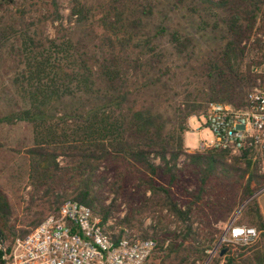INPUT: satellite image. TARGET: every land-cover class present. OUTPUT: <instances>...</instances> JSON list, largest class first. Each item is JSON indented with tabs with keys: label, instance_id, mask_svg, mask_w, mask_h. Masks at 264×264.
<instances>
[{
	"label": "rangeland",
	"instance_id": "374dc122",
	"mask_svg": "<svg viewBox=\"0 0 264 264\" xmlns=\"http://www.w3.org/2000/svg\"><path fill=\"white\" fill-rule=\"evenodd\" d=\"M114 10L122 15L116 16ZM106 12L110 15L107 23L123 21L130 39H109ZM61 44H68V49L61 50ZM262 48L264 2L254 0H228L222 7H212L201 0H0V222L14 234L12 239L3 240L5 245L10 247L16 238L24 237L23 232L29 234L34 229L37 219L58 210L53 204L55 191L45 196V187L30 177L26 150L52 140L96 136L100 126L112 119L111 114L125 112L134 114L154 140L169 144L174 139L175 143L182 123L180 110L200 106L194 108L196 116L183 123L187 128L183 146L189 153L206 152L200 150V144L213 141L204 125L209 105L244 104L255 79L252 69L264 60ZM81 59L94 68L97 77L93 88L50 99L46 122L22 120L27 111H33L29 97L35 82L30 80L32 71L41 62L49 63L41 75V85L50 89L52 82L60 83V78L53 79L57 67L72 72L81 65ZM113 65L116 74L110 81L103 72L106 68L114 70ZM7 116L14 118L4 121ZM75 130L85 131L74 137ZM233 158L239 157L228 154L227 164ZM150 159L155 166L160 164L158 159ZM239 166L245 169V163ZM177 167L182 171L176 172L179 179L171 192L184 201L185 190H197L200 175L194 166L185 163L183 156ZM102 174H106L108 184L115 182V172L110 168L105 171L101 167L98 175ZM258 174L263 175L259 169ZM157 178L164 184L168 182L162 174ZM245 184L246 178L236 184L223 176L209 182V190L194 212L208 214L210 220L207 226L195 223L192 228L204 237L209 229L216 242L209 257L196 264H213L221 258L217 253L222 247L216 250V246L227 225L251 226L246 219L247 204L262 193V188L247 197ZM254 188L252 183L250 189ZM57 189L58 195L64 194L61 186ZM141 190L131 186L122 192L117 200L119 210L106 222L111 233L116 235L123 228L118 221L128 211V198L136 200ZM103 197L108 198V204L112 191L106 188ZM258 202L264 208V190ZM214 215L225 218L216 223ZM141 223L131 229L141 238L147 234L146 238L152 239L156 234L157 239L165 240L175 228L174 218L166 211L146 212ZM263 255L262 233L251 245L236 246L233 253L238 264H259L254 256ZM145 264L169 263H162L153 251Z\"/></svg>",
	"mask_w": 264,
	"mask_h": 264
},
{
	"label": "trees",
	"instance_id": "16d2710c",
	"mask_svg": "<svg viewBox=\"0 0 264 264\" xmlns=\"http://www.w3.org/2000/svg\"><path fill=\"white\" fill-rule=\"evenodd\" d=\"M201 1L212 7H222L228 3V0ZM254 1L264 2V0ZM252 7L256 9V6L252 5ZM114 11L116 16L117 14L122 15L121 11ZM107 13L104 15V21L109 39L111 37H114L113 40L116 41L130 39L129 32L124 29L123 21L107 23V20L110 19V15ZM249 21L252 23L253 18H250ZM59 47L61 50H67L69 45L61 44ZM262 50L264 51V48ZM45 64L41 62L40 66L32 71L30 80H35V82L32 83L33 87L29 97L33 111H27L22 120L32 123L46 122L48 119L46 109L50 105V99L57 100L66 93L75 95L81 91L87 92L93 88L97 77L94 68L88 64V61L81 59V65L72 72L57 67L53 79L60 78V83L52 82V85L54 83L52 88L46 89L41 85V75L45 74L46 69L49 68V63L45 62ZM113 67L115 70L116 67L114 65ZM114 70L106 68L103 72L109 76L110 81L116 74V70ZM66 79L69 80L68 83ZM194 108H200V106H189L180 110L182 123L179 127L180 136L175 143H172L174 139L169 144L154 140L151 132L131 112L120 113V115L111 114L112 119L109 117L111 120L108 119L104 126H100L96 136L87 134L85 138L79 140H52L50 143H40L26 150L30 159V177L36 179L40 187H45V196L55 191L56 196L53 202L55 210L65 200L71 198L88 207L99 218L101 225L117 213L119 210L117 200L127 187L141 188L136 200L133 197L128 198V201L130 200L128 211L118 221L120 226L133 229L135 226L142 225L141 220L146 212L157 210L158 213H162L166 211L169 216L174 218L175 228L168 232L169 237L165 240L157 239L156 234L151 236L152 239H156L153 251L157 254V258L162 263L168 262L169 264L204 262L209 257V251L215 245L214 233L208 229L206 230L207 236L204 237L192 227L195 223H203L207 226L206 222L210 220L208 214L203 216L194 212V209L204 199V195L207 194L209 182L223 176L227 181L231 180L239 184L246 178L244 193L247 197H252L255 189L264 187V174L259 175L256 163L247 160L246 157L233 158V162L227 164V152L207 150L206 152L189 153L183 146L182 136L187 131L183 123L186 119L196 116ZM13 118L14 116H7L3 120L11 122ZM84 131L78 130L77 132L75 130L74 137L81 136ZM50 133L52 137V131ZM150 156L158 159L160 164L155 166ZM181 156L184 157L185 163L188 166H194L197 169V174L200 175L197 190L190 192L185 190L187 195L184 201L176 199L171 192L173 184L179 179L176 172L182 171L177 167V161ZM242 163H245V169L239 166ZM136 166L140 167L142 171L139 172L137 168L135 169ZM101 167L105 171L110 168L115 172V182L108 184L106 174L98 175ZM161 174L167 177V184L158 180L157 177ZM252 183L255 185L254 189H250ZM60 186L64 193L61 196L57 194V187ZM106 188H109L113 193V198L108 204H106L108 198L103 197ZM147 193L149 196H146ZM224 218L225 216L222 215H214L212 219L218 223L222 222ZM246 219L247 223L255 226L264 235V222L256 198H252L247 204ZM42 220V218L37 219L33 223V228ZM180 225L184 228L181 229ZM26 234L28 232H23L22 236ZM13 237L14 234L6 228L4 222H0V242ZM146 237L147 234L142 235L143 239ZM165 244L166 246H164ZM224 248L222 247V250ZM243 249L241 248V250ZM222 250H218L217 254L219 255ZM239 257H242V253H239ZM254 259L259 261V264H264V255L261 258L254 256ZM220 261L222 264H238L237 259L229 252L221 258H217L213 264H219Z\"/></svg>",
	"mask_w": 264,
	"mask_h": 264
},
{
	"label": "built area",
	"instance_id": "2783aa9c",
	"mask_svg": "<svg viewBox=\"0 0 264 264\" xmlns=\"http://www.w3.org/2000/svg\"><path fill=\"white\" fill-rule=\"evenodd\" d=\"M254 83L242 106L212 103L204 118L210 130L211 144L200 150H217L231 156L246 157L264 174V60L252 69ZM264 187L261 189V192ZM111 224V222H110ZM260 231L252 226L230 223L216 250L225 247L234 253L236 246L254 243ZM151 238L120 228L115 235L108 224L86 206L68 199L58 210L46 216L24 237L10 247L0 242L1 264H145L155 249Z\"/></svg>",
	"mask_w": 264,
	"mask_h": 264
},
{
	"label": "crops",
	"instance_id": "0c3cea01",
	"mask_svg": "<svg viewBox=\"0 0 264 264\" xmlns=\"http://www.w3.org/2000/svg\"><path fill=\"white\" fill-rule=\"evenodd\" d=\"M262 194H263V191H262V193H260V195H258V196L256 197V201H257V204H258V207H259V211H260V213H261V216H262V219H263V222H264V208L261 207V206L259 205V202H258V200L260 199V197L262 196Z\"/></svg>",
	"mask_w": 264,
	"mask_h": 264
},
{
	"label": "water",
	"instance_id": "95a60500",
	"mask_svg": "<svg viewBox=\"0 0 264 264\" xmlns=\"http://www.w3.org/2000/svg\"><path fill=\"white\" fill-rule=\"evenodd\" d=\"M225 253H226V250L223 249V250L220 252L219 256L222 257Z\"/></svg>",
	"mask_w": 264,
	"mask_h": 264
}]
</instances>
